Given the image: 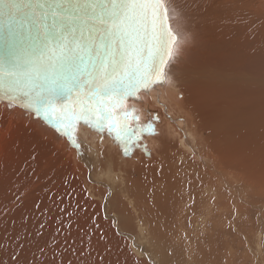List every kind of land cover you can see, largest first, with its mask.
<instances>
[{
    "label": "rangeland",
    "instance_id": "1",
    "mask_svg": "<svg viewBox=\"0 0 264 264\" xmlns=\"http://www.w3.org/2000/svg\"><path fill=\"white\" fill-rule=\"evenodd\" d=\"M194 2L177 0V8L170 14L173 29H184L189 40L184 53L176 54L175 62L169 64L170 68L182 69L180 73H170L171 80L179 84L188 100L195 96L206 100L201 102L200 110L203 112H199L207 117L220 116L226 105L223 97L215 94L217 87L210 74L223 75L224 71L243 70L249 72L247 83L254 84L262 79L263 85L259 98L256 97L257 90L251 88L244 95L236 93V98L231 99L230 104L240 100L242 107L254 111L252 113L258 114L262 120H255L249 127L218 125L216 133H213L201 125L204 118L197 117L191 100L187 107L196 116L200 143L196 144V157L190 156L192 160L186 157L190 154L179 148L175 160L179 159L182 165L188 162L194 165L191 162L196 160L197 166L213 175L217 173L212 166L226 170L229 182L222 185L226 195L221 196V202L214 207L209 198L214 191L208 193L202 189L201 207L192 215L187 217L185 208L189 202H185L184 195L177 203V209L169 205V211L173 212L166 216L158 214L152 223L148 221L139 227L138 208H132L130 199L123 193L126 174L122 175L121 169L127 171L126 167L108 166L103 173H94L98 183L90 184L84 161L76 156L65 140L64 144L63 138L52 139L49 133V138L44 139L42 131L47 129L40 122L28 128L27 122L18 115H5L0 117V248L5 250L2 254L4 264H8L9 252L19 251L18 244L23 249V257L28 260L35 257L36 264H44L46 259L50 261L53 252L57 256L64 253L79 264V257L73 252L81 248H90L93 253L88 264H96L97 256L103 257V264H159L163 254H169L165 247L155 245L159 241H167V246L180 250L176 252L179 258L167 260L170 264H264V0H240V9L231 14V20L217 21L214 25L204 22L192 7ZM213 32L216 37L209 38ZM253 78L254 81L251 80ZM218 82L225 83L223 80ZM219 91L224 94L227 89L219 87ZM204 102L207 104L205 109ZM149 105L160 113L165 110V104L163 107L156 102ZM80 135L82 140L86 138L85 142L91 148L89 156L96 149L100 150L99 137L95 132L81 127ZM104 141L113 140L105 136ZM162 141L165 140H158V145ZM105 145L103 143L102 147ZM158 149L154 147L152 150L156 152ZM154 152L144 156L139 154L144 160L154 159V162L139 166L137 161H133L135 167L131 166V174L142 167L148 175L162 173L169 179L178 177L167 170L172 171L171 168L176 167L173 158H161L163 155L160 154L153 156ZM167 152L166 155L172 154L170 150ZM211 159H215L212 165ZM53 161L59 162L55 168L50 167ZM158 161L163 165L155 170ZM113 171L116 172L111 176L109 173ZM240 178L248 185L246 202H243V189L239 192ZM82 186L90 193L86 203L80 192ZM259 186L261 189L257 190ZM112 188L119 193L129 212L131 228L128 231L119 219L113 220L102 212ZM72 189L76 191V199L66 198L61 202L49 197L50 192L59 196ZM77 200L86 211H77ZM37 201L41 202L39 209L35 207ZM131 202L135 203V200ZM61 208L67 209V214L62 213ZM5 209H10L7 215L4 214ZM106 210L111 212L108 208ZM138 217L142 221L141 212ZM41 223L45 225L43 229L40 228ZM101 235L104 239H100ZM41 248L44 249L43 254Z\"/></svg>",
    "mask_w": 264,
    "mask_h": 264
},
{
    "label": "snow or ice",
    "instance_id": "2",
    "mask_svg": "<svg viewBox=\"0 0 264 264\" xmlns=\"http://www.w3.org/2000/svg\"><path fill=\"white\" fill-rule=\"evenodd\" d=\"M192 7L206 24L214 25L231 20L240 0H195ZM176 8L177 0H0V117L16 114L28 128L40 122L47 129L44 139L49 133L52 139L63 138L84 161L87 182L93 185L98 183L94 173L118 163L116 154L109 161L102 147L105 136L124 160L136 151L151 155L146 139L168 134L159 110L137 105H145L157 85L171 82L170 73L182 71L167 67L177 40L169 14ZM142 110L148 116L143 122ZM81 127L99 137L101 148L95 158L85 159L91 148L86 138L81 139ZM58 163L53 161L50 167ZM80 192L86 203L88 189L82 186ZM49 197L63 202L76 199V191L59 196L50 192ZM35 207L39 209L41 202ZM76 209L86 211L79 200ZM67 211L61 208L62 213ZM17 249L8 253V264H36L35 257H23L21 245ZM4 251L0 248V264ZM73 254L79 264H88L93 255L90 248ZM44 264L77 261L53 252ZM96 264H103V257L97 256ZM159 264L170 262L162 258Z\"/></svg>",
    "mask_w": 264,
    "mask_h": 264
},
{
    "label": "bare ground",
    "instance_id": "3",
    "mask_svg": "<svg viewBox=\"0 0 264 264\" xmlns=\"http://www.w3.org/2000/svg\"><path fill=\"white\" fill-rule=\"evenodd\" d=\"M170 14H172V11H170ZM170 14H169V20H170ZM170 25H171V27L173 26L171 24V22H170ZM178 28L179 27H177V29ZM172 30L174 31V33L177 37V40L175 42L176 45H175V48H174V51L172 54L173 56L171 59L172 62H170L171 64H173L175 62V58L178 56L176 54L182 55V53H184L183 51L185 50V48L188 47V43H189L188 38H186V35H185L186 32L184 31V29L179 28L178 33H176V30L173 29V27H172ZM211 36L216 37L214 32H213V34H211L208 37L210 38ZM170 67L171 66H169V68ZM219 74H216V75L210 74V75H211V78H213L215 80V86L217 87V91L215 92V94L217 96L223 97L222 101L226 102L224 113H222L220 116L211 115L209 117L205 116L204 113L200 114V112H203L202 110H200V108H202L201 102H203L205 99L203 100L199 96H195L193 98L192 97L190 98L191 103L193 105V108L195 109V112L197 113V117L199 115L200 117L204 118L201 125L210 129L211 132L216 133L215 127H217L218 125H224L225 126L226 124H235L237 126L249 127L248 125H250L251 123H254L255 120H258V122H261L262 120L260 121L259 118L257 117L258 114H253L254 111L250 110L247 107H242V101L239 100L235 104H230V102H231L232 98H236V93L238 95H244V93L247 91L249 92V89H251V88L253 90H257L256 91L257 92L256 97L259 98L261 93H262L261 92L262 91L261 86H263L262 85V79H259L254 84H249L246 82V80H247L246 76L249 75V72H245L243 70H238V71L229 70V71H224L223 75H219ZM169 75H170V80H171L172 76H171V74H169ZM260 76L261 75H259V78H262ZM218 80H223L225 83L218 82ZM251 80L254 81V78ZM195 84H197V83H195ZM210 84L212 86H214L212 83H210ZM191 87H194V86L191 85ZM219 87H224L227 89V91L224 94H222L219 91ZM199 93H200V91H199ZM183 95H184V97H183ZM200 95H203V94H200ZM248 95H249V93H248ZM204 96H206V95H204ZM208 99L211 100V98H208ZM190 100H188L186 98L184 91L182 88H180L179 84H177V82H175L174 80H171V82H166L163 85V87H158V89L154 93L149 95L148 101L143 107V108H151L149 103L154 104V102L161 103L162 107L165 104V110L166 111L164 110L160 114L164 120L162 127L164 128V130L166 131V133L168 135L166 138H163V139L147 138L146 142H147L148 148L150 149L151 152H154L152 150L154 147H157V148L159 147L158 151L153 153V156H154V154H160V155H163L161 158H166V157L173 158L172 162H174L173 165L175 164L176 167L171 168L172 171L168 168H167V170L178 176L174 179L166 178L162 173H160L158 175H156V174L148 175L145 172V169H142V167H139L140 170L135 169L133 172V175H132L131 171H130L132 169L131 166L135 167V165H133L134 163H132L133 161H135V162L137 161V163L140 164L139 166H141V164L152 165V163L154 162V159H152V160L147 159L149 161L148 162L147 160H144V158L142 156H140L141 154L144 156V154H147V153H139L140 154L139 155L138 152H135V154L133 156H131V159L124 160L123 158L119 157V149L116 147V145H115V143H113V141H104V144H106V145L103 147V149L105 150L106 155L109 158V161H111L113 154H116V157L118 160V163L116 165L120 166L121 164H123L124 165L123 167H126L128 169L127 171H124L123 169H121L122 175L124 174V172L126 174L125 188H124L123 193H124V196L126 198L130 199L131 207L132 208H138L137 220H138V226L139 227L146 224L148 221H150V223H152V221L154 220V216L156 219L158 214H162L163 216L168 215L172 211V210L169 211V209L171 207H175L177 209L176 205L180 199H181L180 201H182L181 197L184 195L186 196V197L184 196L186 198V199H184V200H186L185 202H189V204H187V206L185 208L187 211V213H186L187 217L190 216V214L192 215L193 212L195 213V211L201 207L202 189L208 193H211L212 191H214V195L213 194L209 195V198L211 199L212 204H214V207L217 206L221 202V200H222L221 196L226 195V191L224 190V188H222L223 184H228L227 181L229 182V180L227 179L228 172L226 170H217V165H215L216 167L212 166V167H214L213 169L216 170V173H217L216 175H213L211 173H208L206 170L201 169L200 166H197V164L195 162L196 160L191 162V160H192L191 157H193V158L196 157V152H197V145L196 144L200 143V135L196 130V126H197L196 116H194L192 111L187 108L189 103H190ZM258 100L259 99H256L255 101L258 102ZM213 101H214V99H213ZM203 105H205V102L203 103ZM206 105H205L204 109L206 108ZM137 107H142V106L137 105ZM199 110H200V112H199ZM169 117H170V119H169ZM147 118H148L147 114L142 110L141 114H140L141 122L147 120ZM260 119H261V117H260ZM42 132H45V130ZM175 132H176V134H175ZM158 140H165L167 143L165 141H162L161 144L158 145V143H159ZM63 141H64V139H63ZM64 144H66L65 141H64ZM178 148L181 151L185 150V152L190 154V155H187L186 157H189L191 160L188 158L187 159L190 160L191 163H194V165L190 164L189 162L187 164L185 163L184 165H182L180 163L179 159H178V161L175 160V156H176ZM167 150H170L172 154L166 155L168 153ZM93 152L94 153L92 154V157L95 158L97 153L99 152V149H96V151H93ZM140 152H142V151H140ZM197 155H198V153H197ZM87 156H89L88 153L86 154L85 159L87 158ZM138 160H140V162H138ZM184 160H182V161H184ZM188 160H186V161H188ZM214 160L215 159H211V163L209 162L210 165H212V161H214ZM168 161H169V159H168ZM227 163L228 162H226L225 164H227ZM160 164L163 165V163L161 161H158L157 167L155 168V170L160 169ZM215 164H217V163L215 162ZM116 165L115 166L110 165L109 167H117ZM191 170H193V171L191 172ZM115 172L116 171H113L109 174L112 176L115 174ZM187 172H191V173L187 174ZM201 178L203 179L202 185L199 183V180ZM114 180H112V181H114ZM121 182L124 183V179H121ZM238 184H239V189H240L239 192H242V189H243V194H242L244 197L243 202H246L245 190L248 187V185L245 183V180L243 178H240L238 180ZM263 186H264V181H263ZM260 189H261V187L259 186L257 188V190H260ZM193 196L195 197V205H193V203H192V197ZM133 199L135 200V203L131 202ZM106 205H107L106 208H104L102 212L106 216H109V218H112L113 220H116V218L119 219V221L121 222L123 227L127 231L130 230L131 218L129 216V212H128L127 208L125 207V205L121 202L120 195H119V193H117L115 188H112V192L110 191ZM169 205H171L170 208H168ZM107 208H108V210H111V212H107V210H106ZM139 212H141L143 215L142 221L140 220L141 222L139 221V217H138ZM208 212H209V210H208ZM182 214L179 216H182ZM183 216H186V215L183 214ZM183 218H185V217H183ZM187 222H189V221H187ZM94 231H95V229H94ZM111 231H113V230H111ZM159 238H158V241L160 240ZM158 241H157V243H158ZM167 244H168L167 241H165V243L159 241L158 244H155L159 248L165 247L166 250L168 249V252H169L168 256L165 255V253H164L163 256L161 257V259L163 258L167 261L173 257L179 258L177 256L178 254L176 255V252L178 253V252H180V250L173 248L171 246H167ZM182 254H183V251H182ZM193 260H195V259H193ZM204 260L206 262V258ZM171 264H172V262H171ZM173 264H174V262H173Z\"/></svg>",
    "mask_w": 264,
    "mask_h": 264
},
{
    "label": "water",
    "instance_id": "4",
    "mask_svg": "<svg viewBox=\"0 0 264 264\" xmlns=\"http://www.w3.org/2000/svg\"><path fill=\"white\" fill-rule=\"evenodd\" d=\"M169 26L171 27V25H170V21H169ZM172 29V28H171ZM173 31V30H172ZM173 33H174V31H173ZM174 35H175V33H174ZM176 36V35H175ZM176 42V41H175ZM173 43L172 44V54H173V51H174V48H175V45H176V43ZM173 56V55H172ZM172 56L169 58V63L171 62V59H172ZM169 65V64H168ZM158 87H163V86H159V85H157L151 92H149L148 93V96L149 95H151L152 93H154L157 89H158ZM130 103H131V101H130Z\"/></svg>",
    "mask_w": 264,
    "mask_h": 264
}]
</instances>
